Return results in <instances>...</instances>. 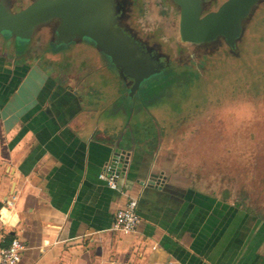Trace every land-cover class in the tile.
<instances>
[{
    "label": "crops",
    "instance_id": "obj_1",
    "mask_svg": "<svg viewBox=\"0 0 264 264\" xmlns=\"http://www.w3.org/2000/svg\"><path fill=\"white\" fill-rule=\"evenodd\" d=\"M93 52L54 63L65 81L0 63V234L26 244L19 264H264V207L199 179L168 116L159 128L117 106L120 72ZM116 149L129 166L112 190L99 176ZM131 200L142 222L123 235L112 225Z\"/></svg>",
    "mask_w": 264,
    "mask_h": 264
},
{
    "label": "rangeland",
    "instance_id": "obj_2",
    "mask_svg": "<svg viewBox=\"0 0 264 264\" xmlns=\"http://www.w3.org/2000/svg\"><path fill=\"white\" fill-rule=\"evenodd\" d=\"M130 1L135 4L132 12L127 11L126 22L135 33L144 39L151 36L160 45L170 68L146 80L136 96L122 92L117 106L129 115L156 116L159 128L158 114L168 116L183 129L175 138L181 142L182 153L196 161L193 167L195 174L200 171L199 179L202 175L209 187L220 188L222 196L224 191L231 192L241 207H264V3L247 23L236 50H231L223 39L210 46L181 42L179 9L172 0ZM225 1L212 0L210 10ZM31 2L18 0L14 10ZM3 35L11 38L8 32ZM48 37L47 30L38 33L29 59L57 52L67 63L94 53L82 44L48 46ZM29 42L16 38L20 54ZM0 57L7 62L18 58L2 37ZM257 210L264 219V210Z\"/></svg>",
    "mask_w": 264,
    "mask_h": 264
},
{
    "label": "water",
    "instance_id": "obj_3",
    "mask_svg": "<svg viewBox=\"0 0 264 264\" xmlns=\"http://www.w3.org/2000/svg\"><path fill=\"white\" fill-rule=\"evenodd\" d=\"M172 2L179 9L181 42L207 46L223 39L231 50H236L247 23L264 0H226L216 10H210L212 0ZM55 19L61 21L59 42H69L73 38L93 40L121 75L133 81L131 95L143 81L163 69L157 64L156 56L145 54L117 24L114 0H36L15 14L0 1V32L5 30L13 36L29 39L37 27ZM110 164L113 173L120 177L128 169L129 155L116 149ZM165 181L164 173H152L147 185L160 189Z\"/></svg>",
    "mask_w": 264,
    "mask_h": 264
},
{
    "label": "flooded vegetation",
    "instance_id": "obj_4",
    "mask_svg": "<svg viewBox=\"0 0 264 264\" xmlns=\"http://www.w3.org/2000/svg\"><path fill=\"white\" fill-rule=\"evenodd\" d=\"M1 1V0H0ZM4 1V0H3ZM8 3V6L2 3L13 13H18L24 9H26L27 7H29L31 4H33L36 0H32V2L30 4H28L27 6L21 7L18 10H14V3L16 4L18 2V0H5ZM135 1H130V0H114V7H115V11L117 13V24L119 26H121L123 28V30L139 45V47H141L142 51L149 55V56H156L157 59V64L163 66V69L165 67L170 68V61L167 57V55L163 54L161 52V48L160 45L158 43L152 42V37L151 36H147L145 37V39L143 37H141L137 32L135 33L134 30L129 27L128 23L126 22L128 20V14L127 11L132 12V7L134 6ZM176 6V5H175ZM177 7V6H176ZM61 25V21L59 19H55L50 21L49 23L46 24H42L39 27H37L35 29V32L33 33V35L29 38V39H24V38H20V37H16L13 36L9 31H1L0 32V37H2L5 41H9L11 43V46H13V49L16 52V55L18 56L17 59L11 60L10 62H7L5 59L0 57V63L2 64V62H6V63H10L12 65H18V66H26L28 68V66L30 67H39L40 72L42 71L43 73H45L48 77H54L59 79L60 81H65L64 77L66 75V72H64V69L62 68H58L60 62H64L62 60L61 54L57 53V52H51L49 53L47 56L40 58V59H29L28 58V51L30 50V48L33 45V40L36 38V36L38 35V33L41 30H47V35L49 36V42H48V46H51L52 44H55V46H59L62 47L64 45H73V44H82L83 45H87L89 46L88 48L91 49V51H96V53L100 56L101 59H103L104 61L109 62L111 65V59L110 57H108L107 55H105L104 53H102L96 46V43L89 39V38H84V39H79V38H73L71 39V41L69 42H59V34H58V30L59 27ZM4 32H8L11 36V38H6L3 37ZM16 38L19 39H23V40H29V45L26 47V49L24 50V53L20 54L18 52V46L16 44ZM215 44V43H214ZM212 45V44H210ZM207 45V46H210ZM47 52V50H46ZM236 54V53H235ZM81 56H78V59H82ZM87 58H91V57H87ZM46 61H43L45 60ZM74 60H77V58H74ZM54 63H58L57 66L55 67ZM114 66V65H113ZM29 67V68H30ZM115 67V66H114ZM158 73L160 74L162 72V70ZM119 71V69H118ZM120 72V71H119ZM43 73L41 74L43 76ZM155 74V75H158ZM34 74H31V77ZM35 75H39L37 72H35ZM121 75V73H120ZM151 76L150 78L146 79V80H150L151 78L155 77ZM123 82H124V86H125V90L123 93H125L126 95L129 96V94H131V89L133 88V81L131 79H126L125 77H123L121 75ZM145 80V81H146ZM143 81L141 83V85L139 86V89L131 96H136L138 93H140L141 89H142V84L145 82ZM94 95L98 94L97 91L92 92ZM173 121V120H172ZM229 194L228 191H224L223 194ZM224 195V197L226 198L227 196ZM238 207H241L240 205L237 204Z\"/></svg>",
    "mask_w": 264,
    "mask_h": 264
},
{
    "label": "built area",
    "instance_id": "obj_5",
    "mask_svg": "<svg viewBox=\"0 0 264 264\" xmlns=\"http://www.w3.org/2000/svg\"><path fill=\"white\" fill-rule=\"evenodd\" d=\"M99 177L107 183L110 189H118L119 176L113 173L111 164L105 167L104 172ZM141 222L142 219L138 211V202L131 200L126 206L117 210L112 230L123 235H130L138 231ZM26 250V244L19 238L8 239L6 235L0 234V264H19Z\"/></svg>",
    "mask_w": 264,
    "mask_h": 264
},
{
    "label": "trees",
    "instance_id": "obj_6",
    "mask_svg": "<svg viewBox=\"0 0 264 264\" xmlns=\"http://www.w3.org/2000/svg\"><path fill=\"white\" fill-rule=\"evenodd\" d=\"M147 91V90H146Z\"/></svg>",
    "mask_w": 264,
    "mask_h": 264
}]
</instances>
